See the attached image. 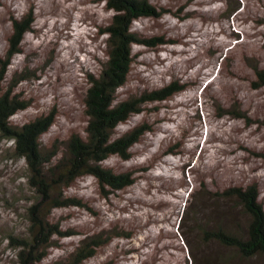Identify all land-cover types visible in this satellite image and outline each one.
Returning <instances> with one entry per match:
<instances>
[{
	"label": "rangeland",
	"instance_id": "1",
	"mask_svg": "<svg viewBox=\"0 0 264 264\" xmlns=\"http://www.w3.org/2000/svg\"><path fill=\"white\" fill-rule=\"evenodd\" d=\"M150 1L160 15L137 20L133 31L163 42L134 45L117 103L172 83L183 90L146 104L116 130L119 137L150 127L130 160L113 156L105 163L117 174L134 173L133 186L107 196L86 176L67 190L85 207L54 212L53 222L75 235L55 237L43 264L71 261L87 238L102 234L112 240L82 264H226L233 254L229 264H264V256L241 259L201 239L202 227L246 222L232 201L213 194L255 184L264 206V89L253 86L254 68H264V0ZM30 10L35 22L4 87L18 81L14 93L29 102L12 118L16 126L55 112L41 143L45 150L59 147L60 157L74 134L86 135L89 77L100 75L108 60L104 30L114 12L105 0H0V60L13 18ZM237 109L248 119L237 118ZM11 146L0 136V264H18L11 238L27 235L35 196L26 162Z\"/></svg>",
	"mask_w": 264,
	"mask_h": 264
},
{
	"label": "trees",
	"instance_id": "2",
	"mask_svg": "<svg viewBox=\"0 0 264 264\" xmlns=\"http://www.w3.org/2000/svg\"><path fill=\"white\" fill-rule=\"evenodd\" d=\"M105 1L114 12L112 22L104 30L109 35L108 60L100 75L89 77L90 87L85 98L89 118L86 135L74 134L67 141L65 153L60 157L59 147L45 150L41 143L42 137L55 123V112L23 126L12 123V118L26 110L29 102L14 93L18 81H14L9 89H5L4 83L14 57L22 52L25 36L35 22L31 10L23 18H13V32L6 59L0 60V136L12 143L10 150L14 157L26 162L28 184L35 194L31 199L32 205L27 209V235L11 238L12 246L18 249V264H43L55 237L75 235L73 231H64L61 223L53 222L52 216L57 209L85 207L82 201L67 194V190L77 180L86 176L94 177L107 196L135 184L134 173L117 174L106 168L105 163L113 156L130 160L133 148L150 127L141 125L119 137H115L116 130L132 115L141 113L146 104L166 101L183 90V86L172 83L117 103L118 91L126 85L134 62V45L155 46L163 39L146 40L133 31L137 20L160 15L150 0ZM254 70V88L264 89V68L256 66ZM23 80L25 78L20 81ZM234 114L237 118L248 119L247 114L238 109ZM213 196L221 201H232L234 209L241 210L246 222L242 224L232 220L231 224H234L230 226L219 224L216 227H202V241L216 243L233 251L241 259L252 260L264 256V206L259 200L258 186H234ZM111 240L112 237H104L103 234L87 238L71 261L55 264H82L93 258L98 249ZM233 257L234 254L224 262H233Z\"/></svg>",
	"mask_w": 264,
	"mask_h": 264
}]
</instances>
